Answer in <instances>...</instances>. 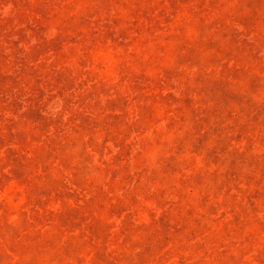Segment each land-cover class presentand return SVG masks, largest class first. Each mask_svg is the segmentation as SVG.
Returning a JSON list of instances; mask_svg holds the SVG:
<instances>
[{
    "label": "rangeland",
    "instance_id": "374dc122",
    "mask_svg": "<svg viewBox=\"0 0 264 264\" xmlns=\"http://www.w3.org/2000/svg\"><path fill=\"white\" fill-rule=\"evenodd\" d=\"M0 264H264V0H0Z\"/></svg>",
    "mask_w": 264,
    "mask_h": 264
}]
</instances>
